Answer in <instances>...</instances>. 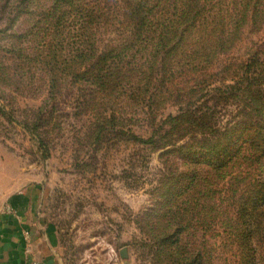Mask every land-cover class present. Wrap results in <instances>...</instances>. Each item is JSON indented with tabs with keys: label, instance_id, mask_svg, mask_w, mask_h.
Segmentation results:
<instances>
[{
	"label": "rangeland",
	"instance_id": "374dc122",
	"mask_svg": "<svg viewBox=\"0 0 264 264\" xmlns=\"http://www.w3.org/2000/svg\"><path fill=\"white\" fill-rule=\"evenodd\" d=\"M125 6V0H0V214L13 213L32 230L39 260L48 264H174L153 237L163 231L157 224L165 193L189 185L182 153L173 150L216 143L189 124L191 111L205 113L221 132L239 133L253 113L250 100L224 93L225 86L244 76L264 94V8L255 23L222 8L230 10L233 31L223 44L191 59H165L164 86L157 68L147 70L154 62L147 54L136 86L126 73L138 54ZM230 64L241 68L235 77L224 69ZM112 75L117 82L104 89L100 77ZM190 88L199 92L189 95ZM202 171L203 193L194 202L205 201L207 220L183 242L196 249L205 238L215 249L208 264H239L238 247L226 240L243 203L235 190L241 176L264 181V172L245 164L225 178Z\"/></svg>",
	"mask_w": 264,
	"mask_h": 264
},
{
	"label": "trees",
	"instance_id": "16d2710c",
	"mask_svg": "<svg viewBox=\"0 0 264 264\" xmlns=\"http://www.w3.org/2000/svg\"><path fill=\"white\" fill-rule=\"evenodd\" d=\"M125 4L122 11L124 24L129 29L131 40L137 43L138 54V58L131 57L133 67L130 65L131 68L126 73L130 72L135 78L136 86H140L142 82L139 74L141 76L146 74L143 69L148 63L145 57L147 54L154 58V62L147 70L150 73L157 68L155 71L157 74L160 71L158 78L162 79L160 82L164 86L169 82L166 81L165 59L173 57L174 62L180 57L191 59V55L205 53L209 46L215 43L223 44L233 31L229 30L230 19L226 17L230 10L222 8L234 7L236 11L238 10L234 19L243 23L248 20L255 23L264 8V0H125ZM216 11L221 12L220 17L215 16ZM243 11H247V15L242 13ZM102 61L100 59V63ZM125 64L126 62L122 63L123 69ZM177 64L179 65L180 61ZM105 66L106 64L101 68ZM236 66L241 70L239 65L225 66L224 69L228 70L226 74L235 77L239 72ZM248 67L249 65H245V68ZM118 77L112 75L106 82L100 77V85L105 89L114 78L117 82ZM125 79L133 82L130 77ZM157 81L153 78L147 86ZM244 86L246 88L243 90ZM253 86L255 90L252 89ZM257 86L255 79L248 82V78L244 76L233 85L225 86L224 93L229 91L234 94L246 93L247 99L250 100L248 106L253 113L246 116L245 122L242 123L243 131L239 133L235 130L221 132L207 122L205 113L191 111L192 118L189 124L194 130H200L205 134V137L216 138V143L207 146L203 142L197 143L198 145L188 142L176 146L173 150L182 153L183 165L188 167L182 171V177L189 181V185H181L180 189L171 190L170 194L165 193L164 203L159 204V210L165 208L166 211V205L169 206V210L166 214L165 211L163 214L159 213V217L162 218L157 226L160 225L163 231L153 237L162 248L161 251L163 247L166 248V253L174 259V264H208L212 252L215 251L214 246L209 245L205 238L196 249H188L183 242L187 232L205 226L204 222L207 220L206 217L201 218L206 210L205 201L194 202V194L203 193L202 188L206 179L202 177L203 167L208 173L224 178L231 175L232 168L239 164H245L248 170L257 169L264 172V106L261 105L264 94L256 88ZM188 92H191L189 94L191 95L199 91L190 88ZM241 177L244 180L239 181L241 184L235 191L238 200L243 203L241 206L240 203L237 204L236 219L234 222L230 220L231 225L228 228L231 233H228L226 240L238 247L239 264H264V181L249 180L248 176ZM236 179L239 180V176L234 177V180ZM209 199L212 206H215V197ZM197 213L200 220L195 221Z\"/></svg>",
	"mask_w": 264,
	"mask_h": 264
},
{
	"label": "crops",
	"instance_id": "0c3cea01",
	"mask_svg": "<svg viewBox=\"0 0 264 264\" xmlns=\"http://www.w3.org/2000/svg\"><path fill=\"white\" fill-rule=\"evenodd\" d=\"M32 235V230L25 229L16 219V215L2 212L0 214V264H48L47 259L39 260ZM41 252L45 253V256H50L48 250L44 249V252Z\"/></svg>",
	"mask_w": 264,
	"mask_h": 264
}]
</instances>
